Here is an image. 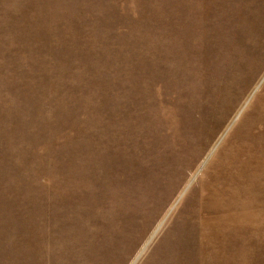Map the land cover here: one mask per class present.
<instances>
[{
    "label": "rangeland",
    "instance_id": "rangeland-1",
    "mask_svg": "<svg viewBox=\"0 0 264 264\" xmlns=\"http://www.w3.org/2000/svg\"><path fill=\"white\" fill-rule=\"evenodd\" d=\"M0 264H264V0H0Z\"/></svg>",
    "mask_w": 264,
    "mask_h": 264
}]
</instances>
